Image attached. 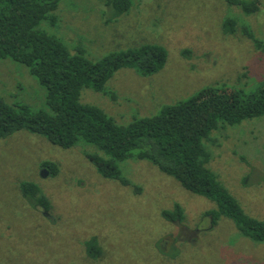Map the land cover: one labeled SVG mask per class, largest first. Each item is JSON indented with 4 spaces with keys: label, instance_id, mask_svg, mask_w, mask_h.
Returning <instances> with one entry per match:
<instances>
[{
    "label": "rangeland",
    "instance_id": "1",
    "mask_svg": "<svg viewBox=\"0 0 264 264\" xmlns=\"http://www.w3.org/2000/svg\"><path fill=\"white\" fill-rule=\"evenodd\" d=\"M105 1L59 0L57 20L43 19L36 29L92 61L146 43L166 49L156 73L121 68L106 94L82 88L80 101L117 124L156 115L207 85L251 91L264 81V50L254 44L264 45V0L250 14L225 0H130L119 16ZM228 18L235 24L225 32ZM0 97L16 109H48L46 88L8 57L0 59ZM205 145L219 181L248 215L264 221V115L221 124ZM88 153L106 156L81 137L68 148L26 129L0 137V264H264V242L241 235L227 217L211 224L206 214L215 203L151 161L120 162L129 182L123 185L102 177ZM46 161L57 165L56 173ZM22 182L38 185L50 207L33 206ZM176 205L182 219H167L163 212ZM92 238L96 245L89 246Z\"/></svg>",
    "mask_w": 264,
    "mask_h": 264
},
{
    "label": "trees",
    "instance_id": "2",
    "mask_svg": "<svg viewBox=\"0 0 264 264\" xmlns=\"http://www.w3.org/2000/svg\"><path fill=\"white\" fill-rule=\"evenodd\" d=\"M229 5L250 14L258 11L260 0H225ZM59 0H0V59L11 58L25 64L31 74L46 88L48 109L31 111L27 106H10L0 97V137L26 129L44 135L52 144L73 146L81 137L102 150L106 156L88 153L97 171L107 179L121 176L118 164L127 159H147L159 170L174 177L191 193L215 203L208 212L211 224L219 217L231 219L241 235L264 242V221L248 215L238 200L219 181L208 162L211 154L205 142L221 124L236 125L244 119L264 115V81L255 90H244L224 83L207 85L186 99L163 105L150 117H139L119 125L100 107L80 101L83 87L107 93L106 83L121 68H132L141 75L161 70L167 59L159 44H141L110 53L97 61L88 59L82 49L70 52L56 36L36 29L39 22H55L53 12ZM113 15L130 7V0H106ZM232 19H226L229 32ZM256 49L264 45L254 39ZM56 173L57 165L42 164ZM264 180V178H263ZM20 191L33 206L48 209L50 203L38 185L22 182ZM170 220H181V208L164 211ZM96 245L95 238L88 242Z\"/></svg>",
    "mask_w": 264,
    "mask_h": 264
},
{
    "label": "water",
    "instance_id": "3",
    "mask_svg": "<svg viewBox=\"0 0 264 264\" xmlns=\"http://www.w3.org/2000/svg\"><path fill=\"white\" fill-rule=\"evenodd\" d=\"M46 174H47L46 170H45V169H42V171H41V175H42V176H45Z\"/></svg>",
    "mask_w": 264,
    "mask_h": 264
}]
</instances>
